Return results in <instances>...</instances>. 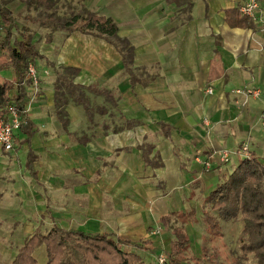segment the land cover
<instances>
[{
  "label": "crops",
  "instance_id": "crops-1",
  "mask_svg": "<svg viewBox=\"0 0 264 264\" xmlns=\"http://www.w3.org/2000/svg\"><path fill=\"white\" fill-rule=\"evenodd\" d=\"M246 1H95L104 11L98 14L112 18L119 25V37L133 47L135 80L131 81L114 46L80 33L71 35L92 38L101 47L96 56L89 52L97 61V73L87 74L89 68L80 63H84L83 47H76L74 63L70 56L74 44L66 50L70 66L96 79L98 85L94 86L100 90L111 92L114 103L98 96L118 111L122 124L114 129L122 126L124 119L138 124L118 133L104 125L105 139L84 135L71 142L75 134L69 116L68 131H64L56 112L63 130L56 138L42 129L49 122L47 113H41L43 105H34L28 112L34 131H18L15 150L4 160L26 152L25 166L39 187L59 203L71 204L68 209L60 204L57 207L66 213L49 214L52 219L62 216L51 223L50 230L59 227L113 234L132 243L150 241L157 248V242L166 241L156 235L159 219L181 217V213L204 217L210 192L245 158L239 154L243 144H248L249 156L264 163V26L239 15V7ZM261 6L264 9V0ZM123 72L125 81L120 78ZM2 75L13 79L11 71ZM24 88L27 93L28 85ZM209 88L212 94L207 92ZM243 88L257 89L260 96L244 99L234 93ZM53 92L49 94L55 107ZM16 94L17 90L11 93L13 97ZM88 120L93 123V116L88 115ZM64 147L66 156H57L64 154ZM47 149L55 156L45 159ZM223 151L231 154L229 164L220 162ZM30 154L35 156L32 168L28 165ZM207 158L212 160L209 172L201 164ZM47 159L49 163L44 162ZM68 216L72 223L67 222ZM36 231L42 233L36 229L25 238L24 233L16 232L17 252ZM45 249L42 246L34 254L42 264L48 261ZM134 249L142 256L143 250Z\"/></svg>",
  "mask_w": 264,
  "mask_h": 264
},
{
  "label": "trees",
  "instance_id": "trees-1",
  "mask_svg": "<svg viewBox=\"0 0 264 264\" xmlns=\"http://www.w3.org/2000/svg\"><path fill=\"white\" fill-rule=\"evenodd\" d=\"M20 1L30 3L32 0ZM9 2L0 0V118L13 98L25 120L22 131L32 133L34 125L29 114L25 112L24 101L27 93L24 86L29 65L37 66V60L43 57L33 42V36L22 29L18 31L17 18L8 8ZM35 3L38 9L42 10L39 11L37 19L33 20L55 31L80 33L105 40L120 52L126 72L131 81L135 80L132 70L133 47L128 40L119 37V25L112 18L92 12L86 7L75 11L70 5L68 9H64L67 3L63 5L60 0H36ZM61 7L65 10L63 15L58 13ZM242 18L251 22L249 18ZM15 31L18 32L19 38L15 36ZM4 71H11L13 79L5 78L2 75ZM79 73L80 70L73 67L56 72L55 108L64 131H68L69 126L67 106L70 104V96L90 117L92 110L85 100L86 92L104 96L114 103L110 91L100 90L94 85L75 83ZM13 90H17L14 97L11 95ZM99 113L106 114V109L100 108ZM137 124L124 119L123 125L115 128L113 132L129 130ZM162 128L164 130L166 125L163 124ZM105 129L108 130L109 127L105 126ZM34 161L35 156L30 154L29 168H32ZM207 204L210 210L204 211V218L213 227L219 220L242 222L245 238L240 247L241 257H253L257 264H264V163L253 155L245 157L234 171L210 192ZM170 222V217L162 216L159 219V224L164 227ZM174 236L167 264H191L185 256L186 250L191 246L188 236L181 235L180 230L174 231ZM42 246L47 250V264H154L146 262L141 255L129 250L134 247L153 252L155 249L150 241L132 243L122 241L113 234H89L78 229L66 230L59 227H53L46 234L36 231L18 250L11 264H37L34 254Z\"/></svg>",
  "mask_w": 264,
  "mask_h": 264
},
{
  "label": "rangeland",
  "instance_id": "rangeland-1",
  "mask_svg": "<svg viewBox=\"0 0 264 264\" xmlns=\"http://www.w3.org/2000/svg\"><path fill=\"white\" fill-rule=\"evenodd\" d=\"M8 1H10L8 8L17 18L18 31L22 29L30 33L33 36L36 48L45 57L43 60H38L36 66L39 87L35 88L30 82L27 84L26 108H28V112L30 113L34 105H43L41 113H47L46 118H49V122L45 123L42 129L46 131V135H52L56 138L60 137L63 130L56 118L55 107L51 103L52 96L49 94L50 90H53V93H55L56 72L57 70L63 71L65 68L72 67L70 66L71 63H69L71 61L70 56L75 59L74 63H76L77 53L75 49H77L76 47L80 49L83 47V49H86L84 54L81 55L84 63L80 62L81 60L79 62L89 68L86 72L87 74L97 73V61L93 55L96 56L101 47L97 46V42L92 38L79 37L41 26L37 21L33 20L37 19L39 11L42 10V8L38 9L36 6V0H32L30 3L20 0ZM60 1L63 5L67 3L64 9H68L71 5V8L75 11L86 7L92 12L100 14L104 12L98 9L95 4L96 0H90V2L89 0ZM64 11L63 8L59 9V15H63ZM14 34L19 38L17 31ZM73 44L75 46L72 52L71 48ZM68 49H71L73 53L70 52V56H68L66 51ZM89 52L93 54L92 57H90ZM105 52L106 56H108V49ZM87 74L80 73L75 78V83L98 85V82H95L96 79H91ZM121 75H123L120 77L122 78L121 81L127 80L124 72ZM69 98L70 104L67 106V112L70 118V130L75 134V138H71V142L76 141L77 138H82L84 135L94 136L93 139L95 140L104 138V125L110 126L112 130L114 127L122 124L118 111L114 110L111 104L103 97L89 92L85 94V100L92 110L93 123L89 122L84 108L76 105L71 96ZM102 107L106 109L108 114L102 115L99 113V109ZM38 117L40 118L41 116ZM61 151L63 153L66 152V148L64 147ZM53 153V156H55V152L47 149L46 152H43L44 158L46 159V157ZM57 156L64 157L66 153L63 155L60 153ZM44 162L49 163L48 159ZM25 163L26 152L15 153L8 160H4V158L0 159V264H11L13 262L17 252L16 243H18V241L15 242L13 239L17 238V231H20L22 234L24 233L23 238L30 233L32 234L36 229L42 233H47L50 230L51 223L56 219L62 218V216H57L52 219L49 214L52 212H55L56 215L66 213V210L57 209L59 204L61 207L67 209L69 206L72 208L71 204L66 202L59 203L55 200L54 195L51 196L48 190L44 191L40 188L36 181L33 180ZM61 180L62 183L65 182L64 178H61ZM47 196L50 198V201L46 200ZM47 206L49 210H47ZM207 210H210L208 206ZM195 216H187L181 213V217H171V222L167 227L159 224L156 235L158 239L162 238L166 241L163 244L159 243L161 240L157 242V248L155 245L156 252L151 253L150 250L140 252L144 256L143 258H146L147 262L150 263L152 261L155 264L160 255L166 254V259L169 261L170 250L167 247L170 245L169 242L174 239V231L180 230L181 235H187L191 242V246L185 253L187 261H190L191 264H257V261L253 257L249 259L241 257L240 247L245 237L243 235V224L240 220L228 222L219 220L217 225L213 227L201 213ZM72 219L68 216L67 222L72 223ZM32 226L33 228L30 230ZM131 251L135 252V249L133 248ZM40 263L42 264V261H37V264Z\"/></svg>",
  "mask_w": 264,
  "mask_h": 264
},
{
  "label": "built area",
  "instance_id": "built-area-1",
  "mask_svg": "<svg viewBox=\"0 0 264 264\" xmlns=\"http://www.w3.org/2000/svg\"><path fill=\"white\" fill-rule=\"evenodd\" d=\"M239 12L241 16L249 18L253 22L264 25V9L261 6V0H247L239 7ZM29 82L35 88L39 87L38 72L34 64H30L28 67L25 85H27ZM207 92L212 94L213 89L209 88ZM234 93L243 97L244 99H248L251 96H260L259 90L251 88L237 89L234 91ZM25 112L28 113V108H26ZM24 123L25 120L23 118L22 112L19 111L16 101L12 99L3 111V117L0 118V159L4 158L7 154L12 153L15 150L16 133L22 129ZM248 151V144H243L239 154L249 157ZM219 157L220 162L224 165L229 164L231 161V154L227 151L219 153ZM201 164L205 172H209L212 168L211 158L202 160ZM166 258V254L160 255L157 258L156 264H167L168 261Z\"/></svg>",
  "mask_w": 264,
  "mask_h": 264
}]
</instances>
